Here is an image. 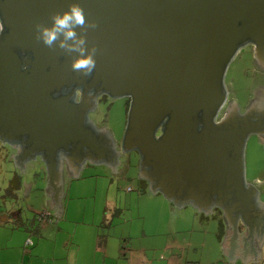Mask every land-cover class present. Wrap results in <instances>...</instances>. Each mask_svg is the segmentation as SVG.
Masks as SVG:
<instances>
[{"label": "water", "instance_id": "obj_1", "mask_svg": "<svg viewBox=\"0 0 264 264\" xmlns=\"http://www.w3.org/2000/svg\"><path fill=\"white\" fill-rule=\"evenodd\" d=\"M74 3L84 9L86 24L75 31L78 37H86L85 55L96 49V79L112 95L133 98L125 148L141 150L144 174L148 178L153 173V190L175 197L179 206L188 197L198 199L205 209L217 202L234 225L231 258L240 262L242 257L249 264L264 262L260 187L264 180L246 184L248 141L257 136L251 133L253 128L264 126V112L253 106L255 123L243 124L245 114L234 107L227 124H215L214 119L225 103L228 68L234 56L240 55V44L249 38L264 48V0H0L10 28L4 39L0 35V129L10 118L40 132L33 134V140L47 150H23L19 159L34 153L46 155L58 212L65 217L61 206H66L64 197H69L67 163L58 161L57 150L65 143L69 148L73 138L97 146L99 160L116 154L112 142L102 138L104 145L98 146L97 133L85 130L82 112L69 96L56 100L57 106L58 102L65 106L55 109L47 93L48 85L72 76V63L80 53L59 47L62 34L52 47L47 46L38 39L37 25L50 28L52 17L69 11ZM17 47L32 52L25 70ZM259 77L260 73L258 85ZM235 102L243 112L241 102ZM166 117L165 133L157 136ZM75 148L82 151L85 145ZM71 160L77 162L76 157ZM71 165L76 177H81L86 163L79 160ZM150 166H154L152 172ZM121 167L122 162L114 165L116 174ZM187 177L191 184L185 190ZM239 213L247 225L242 233L237 232Z\"/></svg>", "mask_w": 264, "mask_h": 264}, {"label": "rangeland", "instance_id": "obj_2", "mask_svg": "<svg viewBox=\"0 0 264 264\" xmlns=\"http://www.w3.org/2000/svg\"><path fill=\"white\" fill-rule=\"evenodd\" d=\"M258 76L254 56L248 49L234 56L225 85L229 89V97L240 101L244 111L255 97ZM127 100L124 97H107L99 101V111L92 113L97 124L109 128L119 144L128 121ZM227 122L228 116L224 124ZM11 153L10 149L0 148V247L6 242H9L8 246L16 245L20 234L25 233L36 246L41 242L42 250L50 258L57 251V254L69 256L71 260L78 257L79 252L71 246L72 241L81 242V255L89 253L86 246L94 243L89 246L93 253V246L95 248L101 233L109 245H115V242L124 244L128 253L132 251V256L143 259L140 264H168L173 256L204 258L203 261L217 259L219 221L210 216L212 214L200 217L191 205L173 207L165 196L157 195L150 187L146 191L141 190L138 154L124 156L118 174L114 165L86 163L81 177L68 179L69 197L64 199L66 217L54 211L52 221L42 222L39 214L48 211L45 210L46 164L42 159L34 160L26 171L10 158ZM18 154L22 155V151ZM16 174L21 177L22 189L14 197L7 189ZM259 178L264 180V138L257 135L249 137L248 141L247 181L256 182ZM260 187L264 199V186ZM115 208L120 211L114 215ZM13 211L34 229L39 226V232L31 233L24 225L15 222V217L7 215ZM105 215L107 222L112 215L115 221L110 225L103 223ZM124 260L121 259L120 264ZM118 263V255H110L107 264Z\"/></svg>", "mask_w": 264, "mask_h": 264}, {"label": "flooded vegetation", "instance_id": "obj_3", "mask_svg": "<svg viewBox=\"0 0 264 264\" xmlns=\"http://www.w3.org/2000/svg\"><path fill=\"white\" fill-rule=\"evenodd\" d=\"M7 19H6V15H5V10L4 9H0V22L4 23V32L0 33L1 37L4 39L5 36L7 35V33L10 31V28L7 24ZM249 50L253 56H254V62H255V67L256 69H258L259 73H260V77L261 78V83L258 85L257 84V89H256V94L255 97L252 98L245 111L241 112L242 110L238 107V105L236 104L235 100L229 97V89L228 87L226 90V99H225V103L223 104V106H221L220 108H218L214 119L215 124H218L217 122H221V126H223L224 124V120L226 119V117L229 115L230 110L232 109V107H234V109H238L240 114H245L244 117H241L242 119V123L246 124V123H255V119L253 116V111L254 108L253 106H255L256 104L258 105V109L262 110L264 112V48H261L259 45V42L254 40V39H246L243 43L240 44V47L238 48V51L241 50ZM17 52L20 55L21 59H22V69L25 70L28 68V61L30 60V57L32 55L31 50H29L28 48H18L17 47ZM62 62H65V58H61ZM95 70H93L92 74L90 76H86L84 75L82 72H73L72 76H70L67 80H58L53 84L48 85V95L51 96L50 100H54V103L56 100H59L62 97H68L69 100L75 104V108H78L81 110L82 112V116L80 117V119L82 118L84 123V126H87L85 128V130H94L97 135H98V141H99V145L98 146H102L104 145L102 142L103 140L100 139H104L105 141L108 142H112L113 145V149L116 152V154L114 153V158L109 156V153L105 155V157L103 159H100V157L97 156L98 152L96 151L97 149H95V147L97 146H93L91 143L90 144H86L84 143V141H81V139L75 140L72 138L71 142L69 143V148L66 146L67 143L64 144V146H62L63 148H60L57 150L58 152V161H60V163L62 161H64L65 163L69 164V163H73V164H78L79 160H83V162L85 163H91V162H101V161H105V162H109V163H113L111 162L112 160L114 161L113 165H117L120 162V159H123L124 156H128L131 157L132 153L138 154L139 155V160H140V178L141 179H146L147 176L144 174V171L146 170V168H142V165L145 163L143 155L141 153V150L139 148H131V149H126L125 148V134L123 139L121 140L120 144H118L116 142V140L114 139L113 135L111 134V132L106 129L105 127L97 124V122L94 120V118L92 117V113L96 110L97 105L99 104V101L102 99H105L107 97H124L127 98V102H128V121H127V126H126V130L128 128V124H129V113H130V106L133 102V98L129 95H121V96H114L111 94L110 91H108L106 89V87L103 85L102 81H98L95 77ZM53 103V104H54ZM61 105L65 106L64 104H61V102H58V106L56 105V103L54 104L55 109H59L61 108ZM68 108H70L68 105L66 106ZM237 107V108H236ZM261 111V112H262ZM264 114V113H263ZM251 116V118L249 117ZM9 120V124L8 125H4L1 127L0 129V148L5 147L7 149L11 150V159L14 160L17 165L20 167V169L25 170V168H27V164H31L34 160L36 159H41V154H33L30 155V157L25 158L23 160L19 159V154L21 151L23 152V150H35V151H41L43 148L46 149L45 146L42 145H37L36 141L33 140L34 135L37 136L36 133H40L39 131H31L30 129H28L29 127H22V123L18 120H13V119H7V121ZM168 120V117H166V122ZM257 120V119H256ZM264 120V116L263 119ZM165 121V120H164ZM163 121V122H164ZM250 121V122H249ZM261 123H263L261 120H257ZM166 122L163 124L161 123L157 129V136H163L165 133V124ZM206 122L204 120L202 126L200 127V131L204 129ZM242 125V124H241ZM264 125V123L262 124ZM18 129H15V128ZM12 132H9V131ZM34 132V133H33ZM126 132V131H125ZM252 134H257L258 136H261L264 138V126L263 127H257L256 129H252ZM97 141V142H98ZM80 143H83L85 145V149L82 151L78 150L77 147H80ZM99 148V147H98ZM47 150V149H46ZM44 151L47 152V151ZM72 150V152H71ZM13 151H16L17 154L15 155V157H13ZM15 153V152H14ZM76 157L77 162H75L74 160L72 161L71 158ZM141 157V158H140ZM154 169V166H150L149 167V171L152 172V170ZM150 177H153V173H151V176H149L147 178L148 183H149V187L150 189H152V191L154 193H161L165 196H167L168 198H170L169 195H167V193H165L163 190L161 189H156L153 190V182L150 181ZM191 182L189 181L188 177L187 179L185 178V190H188V188L186 187L187 185L190 186ZM184 197H185V193H183ZM189 198V199H188ZM185 199V203L181 204L180 206L182 207H186L188 205L193 206L194 208H196L198 211H205L208 214H212L215 210H217L218 208H221V206L215 202L213 203L209 209H205L201 206V204L197 201L198 199H193L188 197ZM173 203H177V199L174 197L173 198ZM201 209V210H200Z\"/></svg>", "mask_w": 264, "mask_h": 264}, {"label": "crops", "instance_id": "obj_4", "mask_svg": "<svg viewBox=\"0 0 264 264\" xmlns=\"http://www.w3.org/2000/svg\"><path fill=\"white\" fill-rule=\"evenodd\" d=\"M16 154L17 152L13 151V155H16ZM46 158L47 157L45 154H41V159L46 164L45 181L47 184V203H46L47 207L45 210L50 211L52 214H54V211H56L59 214L58 200L55 198V187H54V182H53V177H52V167L50 166L49 161L46 160ZM91 163L95 164L96 162H91ZM97 164H100V163L97 162ZM110 165H113V163L112 164L110 163ZM67 177L68 179L76 177L75 169L72 167L71 163L67 164ZM259 179L263 180V178H259ZM259 179L256 182L247 181L246 184H258ZM161 195H163L162 192H161ZM165 197L168 199V201L170 202V204H172L173 207L175 205L180 207L178 203H173L174 201L171 196L170 198H168L167 196ZM262 202L264 203L263 197H262ZM66 207L67 206H61L65 214H66ZM181 208H185V206ZM221 208H222L226 227H225V233L222 239L221 238L219 239V249H218L217 259L211 260L210 258L207 261L205 260L203 261L204 258L201 260L199 258H189L187 256L185 258L173 256L172 258H170L168 264H213V263L214 264H249L242 257H240V262H236L233 258H231V241L234 239V225L231 223L229 217L226 215V210L222 206ZM116 209L117 208H115V210ZM194 210L196 212H199L196 208H194ZM118 213L119 212L116 210L113 214L115 215ZM7 215L11 218L13 217L17 218L19 214L18 212L16 213V211H13V212L8 213ZM103 219H104L103 221H106V215L104 216ZM114 221L115 220L113 219V215H112V219L110 220V223L112 224ZM246 228H247V225L244 222V219L242 218L241 213H239L238 220H237V232L242 233L243 231L246 230ZM98 238H97L95 248L93 246V253H92V248L89 247V246L92 247V244L94 245V243L91 242L89 243V246L88 245L86 246V248H88L90 252L89 253L84 252L83 255H81V252H80V247L82 251L81 242L76 243L72 241L71 246H73L74 249L76 248V250L78 249L80 254L78 252L77 254L78 257H74V259L70 260L68 258L69 256L65 257L63 256V254L59 255L57 254V251H54L53 256H51L52 258H50L49 256L45 254L44 250H42V247L40 246L41 242H39L38 245L36 246V243L34 241V246L26 247L28 237L26 238V234L23 233L22 235L20 234V239L18 240L16 245L8 246L9 242H6L5 246L0 247V264H107L108 259L110 258V255H113V257H116V255H118V258H119L118 264H120L121 259L122 260L125 259L123 261L124 263L122 262V264H127V261L129 264H140V260H143V259L132 256L133 255L132 251L131 252L129 251L128 253L127 248L124 251L126 255L125 254L121 255L122 244L115 242V245H111L112 243L109 245V242L107 241V239H105V241L100 245ZM76 246H78L79 248ZM101 252L103 253V257H101ZM253 264H264V262L255 261Z\"/></svg>", "mask_w": 264, "mask_h": 264}, {"label": "clouds", "instance_id": "obj_5", "mask_svg": "<svg viewBox=\"0 0 264 264\" xmlns=\"http://www.w3.org/2000/svg\"><path fill=\"white\" fill-rule=\"evenodd\" d=\"M53 24L49 28L44 25H37L38 39H42L43 42L52 47L53 43L62 34L64 39L60 41L59 47L66 50L67 52H78L79 57L72 63V69L76 72H82L86 76H90L96 66V60L94 55L96 49L93 48L92 52L85 55L87 48L84 47L86 44V37L77 36L75 28L77 26L84 27L86 24L84 9L79 4H72L69 11H65L62 15L56 13L53 17ZM95 27V25H91ZM4 32V23L0 22V33ZM69 40H74L75 43L68 44Z\"/></svg>", "mask_w": 264, "mask_h": 264}, {"label": "trees", "instance_id": "obj_6", "mask_svg": "<svg viewBox=\"0 0 264 264\" xmlns=\"http://www.w3.org/2000/svg\"><path fill=\"white\" fill-rule=\"evenodd\" d=\"M166 122V119L165 121L163 122V124ZM141 158V157H140ZM140 182V185H141V190L143 191H146L147 188H149V183H148V180L147 179H141L139 180ZM22 189V180H21V177L20 176H16L10 180V185L7 189L9 195L11 196H14V197H17V192ZM119 212V211H118ZM199 213L200 217L202 216H206V217H209V214L206 213L205 211H199L197 212ZM212 217H214L217 221H219V231H218V236H219V239L223 237L224 233H225V227H226V224H225V220H224V217H223V212L220 208H218L217 210H215L212 215H210ZM19 217V218H18ZM18 217L15 219V222H17L18 224L20 225H24V227L26 228V230L30 231L31 233H36V232H39V226L37 229H34V227H32V225L24 222L23 220H21L22 218L20 217V215H18ZM21 218V219H20ZM52 218H53V215L50 211H47V212H43L42 214H39V219L43 222H48V221H52ZM107 221H103V223L106 224ZM108 225H110L111 223L110 222H107ZM103 234H99V244L101 245L104 241H105V237L103 238L102 236ZM29 241V242H28ZM28 241H27V245L26 247H29V246H34V240L32 238H28ZM127 247H125V245L123 244L121 246V255H124V251ZM126 255V254H125Z\"/></svg>", "mask_w": 264, "mask_h": 264}, {"label": "built area", "instance_id": "obj_7", "mask_svg": "<svg viewBox=\"0 0 264 264\" xmlns=\"http://www.w3.org/2000/svg\"><path fill=\"white\" fill-rule=\"evenodd\" d=\"M29 242V241H28Z\"/></svg>", "mask_w": 264, "mask_h": 264}]
</instances>
